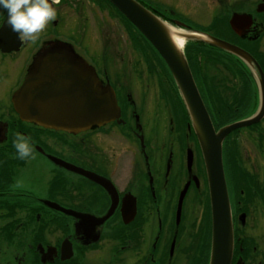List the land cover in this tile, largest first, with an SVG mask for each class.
<instances>
[{"label":"flooded vegetation","instance_id":"flooded-vegetation-1","mask_svg":"<svg viewBox=\"0 0 264 264\" xmlns=\"http://www.w3.org/2000/svg\"><path fill=\"white\" fill-rule=\"evenodd\" d=\"M135 1L176 29L180 23L209 34L156 10L151 5L158 0ZM213 1L229 28L227 40L218 39L249 53L264 76V13H256L264 0ZM49 3L56 19L35 40L18 37L0 20V264H209L205 168L169 72L106 0ZM234 14L250 24L242 20L233 31ZM112 20L127 40L129 61ZM68 28L72 35L64 36ZM87 31L89 49L76 41ZM196 45L185 57L214 130L254 115L256 69ZM63 50L83 60V74L95 76L98 89L112 91L119 115L105 126L69 133L46 120H22L15 111L14 94L33 61ZM18 133L31 143L28 158L17 157ZM222 162L233 233L230 264H264V119L224 140Z\"/></svg>","mask_w":264,"mask_h":264},{"label":"water","instance_id":"water-1","mask_svg":"<svg viewBox=\"0 0 264 264\" xmlns=\"http://www.w3.org/2000/svg\"><path fill=\"white\" fill-rule=\"evenodd\" d=\"M153 47L170 72L189 116L204 163L211 216V250L209 264H230L233 248L231 213L222 166V143L235 130L259 123L264 117V78L254 59L245 51L208 35L179 33L171 29L135 0H107ZM264 13V5L256 7ZM242 20L250 19L232 15L229 25L233 31ZM178 26L185 28L182 24ZM246 26V27H247ZM172 34L184 41H201L220 49L258 72L259 106L257 113L248 119L213 130L208 114L195 87L187 62L174 44ZM42 62H53L43 67ZM79 63L78 65L72 63ZM83 61L71 51H55L42 60L33 61L32 68L15 92L13 103L20 118L69 133L99 128L119 115L110 89H98L94 76L83 74ZM54 72L50 77L45 72ZM91 113V115H90ZM110 213L104 218L107 219Z\"/></svg>","mask_w":264,"mask_h":264},{"label":"clouds","instance_id":"clouds-1","mask_svg":"<svg viewBox=\"0 0 264 264\" xmlns=\"http://www.w3.org/2000/svg\"><path fill=\"white\" fill-rule=\"evenodd\" d=\"M56 19V10L49 0H0V20L10 27L18 37L35 40L46 24ZM14 148L19 159L32 154L31 143L27 137L17 134ZM19 186V185H17Z\"/></svg>","mask_w":264,"mask_h":264},{"label":"rangeland","instance_id":"rangeland-1","mask_svg":"<svg viewBox=\"0 0 264 264\" xmlns=\"http://www.w3.org/2000/svg\"><path fill=\"white\" fill-rule=\"evenodd\" d=\"M160 4H153L156 10H160L166 13H174L175 17L187 20L192 26L203 27L204 30L208 31L209 34L217 38L226 39L228 35L229 28L227 26V18L224 21L219 20L218 13L216 12L215 2L213 0H158ZM145 6V5H144ZM111 31L115 32L118 37V45L123 47L121 51L124 61L131 60L132 56L127 53L128 48L124 49L127 45V40L119 36L120 28L115 20L110 23ZM175 29V28H174ZM80 30V28L78 29ZM178 31V29H175ZM71 28L64 29L65 35H72ZM76 41L82 42L83 45L89 49L90 35L87 31L81 38V35L76 36ZM82 40V41H81ZM227 40V39H226ZM90 50V55H92ZM95 55V54H94ZM120 58V57H119ZM258 90V89H257ZM255 110L257 108L255 107Z\"/></svg>","mask_w":264,"mask_h":264},{"label":"trees","instance_id":"trees-1","mask_svg":"<svg viewBox=\"0 0 264 264\" xmlns=\"http://www.w3.org/2000/svg\"><path fill=\"white\" fill-rule=\"evenodd\" d=\"M111 9H112V11L114 12V13H116L117 15H119L120 17H121V19L123 20V21H125L126 22V25L128 26V28H130V29H132V30H134V28L116 11V10H114L112 7H111ZM143 43H144V46H147L148 48H150L151 50H152V52L155 54V52L153 51V49L151 48V46L143 39ZM197 43H192V42H189L187 45H186V47H185V55H186V53H189V54H191L192 52H194V51H196L197 50V45H196ZM156 57L158 58V60L161 62V60H160V58L157 56V54H156ZM192 60H193V62H196V59L195 58H192ZM204 61H206V62H213V60H211V59H209L208 57H206L205 59H204ZM161 64H162V66H163V68H164V71L165 72H167V70H166V68H165V66H164V64L161 62Z\"/></svg>","mask_w":264,"mask_h":264},{"label":"bare ground","instance_id":"bare-ground-1","mask_svg":"<svg viewBox=\"0 0 264 264\" xmlns=\"http://www.w3.org/2000/svg\"><path fill=\"white\" fill-rule=\"evenodd\" d=\"M172 39L174 44L178 47V49H181L183 45V38H181L178 35L172 34Z\"/></svg>","mask_w":264,"mask_h":264}]
</instances>
